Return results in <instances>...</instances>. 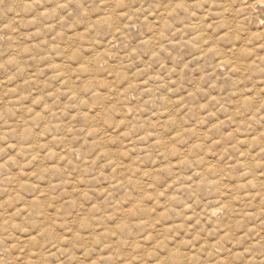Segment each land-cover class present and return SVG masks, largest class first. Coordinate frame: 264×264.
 Returning <instances> with one entry per match:
<instances>
[{
  "label": "clouds",
  "instance_id": "obj_1",
  "mask_svg": "<svg viewBox=\"0 0 264 264\" xmlns=\"http://www.w3.org/2000/svg\"><path fill=\"white\" fill-rule=\"evenodd\" d=\"M0 264H264V0H0Z\"/></svg>",
  "mask_w": 264,
  "mask_h": 264
},
{
  "label": "rangeland",
  "instance_id": "obj_2",
  "mask_svg": "<svg viewBox=\"0 0 264 264\" xmlns=\"http://www.w3.org/2000/svg\"><path fill=\"white\" fill-rule=\"evenodd\" d=\"M79 36V39L84 42L86 41V35L81 33V34H77ZM87 50V49H85ZM77 51H79V49H77ZM99 55V54H98ZM84 67V66H81ZM101 79L102 78H98ZM133 87H135V82L132 85ZM219 125H217L218 127ZM205 135H207V133H205ZM129 169L132 171H136L137 169H134L132 165H129ZM42 171V170H41ZM33 187H35V185H33ZM150 188L153 186H149ZM171 187V184H169L167 187L158 189L156 192L153 191H144L142 194V197H137V203L130 209H128V214H135L136 210L139 208H143L145 206V202L147 200H151V199H155L157 204H161L163 201V198L168 194L169 188ZM47 190V189H45ZM104 191H107V187H105V189L101 190V193H103ZM122 201L124 203L127 202V197H122ZM118 204L120 203V201L117 202ZM161 215H167V212H162ZM190 220L193 219V216L190 214L188 217ZM127 223L126 220L121 221L120 223H118L115 227L116 228H122L125 224ZM182 226V225H181Z\"/></svg>",
  "mask_w": 264,
  "mask_h": 264
}]
</instances>
